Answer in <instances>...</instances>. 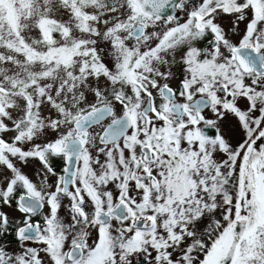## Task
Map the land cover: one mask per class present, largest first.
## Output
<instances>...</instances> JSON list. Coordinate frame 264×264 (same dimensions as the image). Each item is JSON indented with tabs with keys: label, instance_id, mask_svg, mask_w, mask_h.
<instances>
[{
	"label": "snow or ice",
	"instance_id": "obj_1",
	"mask_svg": "<svg viewBox=\"0 0 264 264\" xmlns=\"http://www.w3.org/2000/svg\"><path fill=\"white\" fill-rule=\"evenodd\" d=\"M0 264H264V0H0Z\"/></svg>",
	"mask_w": 264,
	"mask_h": 264
}]
</instances>
